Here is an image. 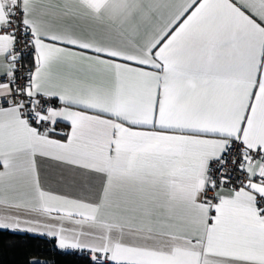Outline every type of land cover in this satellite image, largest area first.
Returning <instances> with one entry per match:
<instances>
[{"label": "snow or ice", "instance_id": "6c2138e0", "mask_svg": "<svg viewBox=\"0 0 264 264\" xmlns=\"http://www.w3.org/2000/svg\"><path fill=\"white\" fill-rule=\"evenodd\" d=\"M43 238L264 264V0H0V264Z\"/></svg>", "mask_w": 264, "mask_h": 264}, {"label": "trees", "instance_id": "16d2710c", "mask_svg": "<svg viewBox=\"0 0 264 264\" xmlns=\"http://www.w3.org/2000/svg\"><path fill=\"white\" fill-rule=\"evenodd\" d=\"M8 239H17L18 237H5V241ZM47 238L40 239L38 241H32L27 245H23L17 248L15 251L9 250L5 245V249L2 256L3 264H23L25 253L28 255H36L37 250L41 255L42 259H49L55 261V264H81V262L72 256H62L58 255L57 251L52 248L50 243L46 244L45 240Z\"/></svg>", "mask_w": 264, "mask_h": 264}]
</instances>
